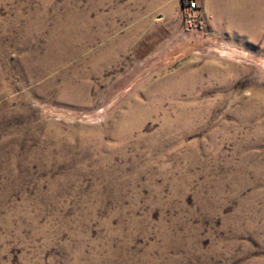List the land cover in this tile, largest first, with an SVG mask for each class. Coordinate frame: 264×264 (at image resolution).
Here are the masks:
<instances>
[{"label":"rangeland","instance_id":"1","mask_svg":"<svg viewBox=\"0 0 264 264\" xmlns=\"http://www.w3.org/2000/svg\"><path fill=\"white\" fill-rule=\"evenodd\" d=\"M0 0V264H264V0Z\"/></svg>","mask_w":264,"mask_h":264},{"label":"built area","instance_id":"2","mask_svg":"<svg viewBox=\"0 0 264 264\" xmlns=\"http://www.w3.org/2000/svg\"><path fill=\"white\" fill-rule=\"evenodd\" d=\"M186 6H185V19L186 24L189 28H192L194 24L197 23V10L199 9V5L197 0H185Z\"/></svg>","mask_w":264,"mask_h":264}]
</instances>
